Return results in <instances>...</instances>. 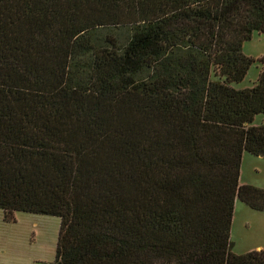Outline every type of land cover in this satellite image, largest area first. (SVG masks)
<instances>
[{
  "label": "trees",
  "instance_id": "obj_1",
  "mask_svg": "<svg viewBox=\"0 0 264 264\" xmlns=\"http://www.w3.org/2000/svg\"><path fill=\"white\" fill-rule=\"evenodd\" d=\"M253 31L264 0H0L3 218L57 216L59 264H264L229 238L234 198L264 210Z\"/></svg>",
  "mask_w": 264,
  "mask_h": 264
},
{
  "label": "rangeland",
  "instance_id": "obj_2",
  "mask_svg": "<svg viewBox=\"0 0 264 264\" xmlns=\"http://www.w3.org/2000/svg\"><path fill=\"white\" fill-rule=\"evenodd\" d=\"M241 51L253 58L264 56V34L253 31L242 42ZM259 69V62L254 60L243 78L231 84L250 86ZM260 122H264V115H254L252 123ZM238 181L264 187V157L244 151ZM58 223L57 216L25 211H14L13 219L6 220L0 209V264H59L53 260ZM229 238L234 253H243L256 245L263 248L264 210L252 209L234 198Z\"/></svg>",
  "mask_w": 264,
  "mask_h": 264
},
{
  "label": "crops",
  "instance_id": "obj_3",
  "mask_svg": "<svg viewBox=\"0 0 264 264\" xmlns=\"http://www.w3.org/2000/svg\"><path fill=\"white\" fill-rule=\"evenodd\" d=\"M252 248L258 249V248H262V246L256 245V247H251L250 249H252Z\"/></svg>",
  "mask_w": 264,
  "mask_h": 264
}]
</instances>
